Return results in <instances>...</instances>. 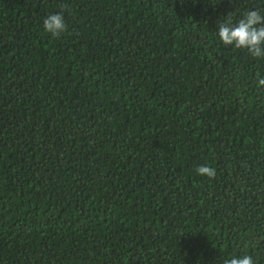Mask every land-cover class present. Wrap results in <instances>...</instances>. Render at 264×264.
<instances>
[{"label": "trees", "instance_id": "obj_1", "mask_svg": "<svg viewBox=\"0 0 264 264\" xmlns=\"http://www.w3.org/2000/svg\"><path fill=\"white\" fill-rule=\"evenodd\" d=\"M250 9L0 0V264H264V59L217 35Z\"/></svg>", "mask_w": 264, "mask_h": 264}, {"label": "clouds", "instance_id": "obj_2", "mask_svg": "<svg viewBox=\"0 0 264 264\" xmlns=\"http://www.w3.org/2000/svg\"><path fill=\"white\" fill-rule=\"evenodd\" d=\"M62 5L60 12L52 13L43 20L44 31L54 38H59L67 31ZM217 35L224 46H233L235 49L246 50L254 58L264 59V14L257 9L247 10L238 20H233L230 13L218 23ZM257 87L264 88V77L258 75ZM197 175L214 179L216 169L208 165H199ZM223 264H255L249 254L234 255L226 258Z\"/></svg>", "mask_w": 264, "mask_h": 264}]
</instances>
